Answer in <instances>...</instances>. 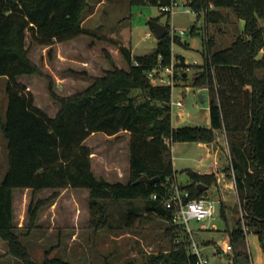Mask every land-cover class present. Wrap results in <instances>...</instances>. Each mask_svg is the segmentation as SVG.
Returning a JSON list of instances; mask_svg holds the SVG:
<instances>
[{
  "label": "trees",
  "instance_id": "16d2710c",
  "mask_svg": "<svg viewBox=\"0 0 264 264\" xmlns=\"http://www.w3.org/2000/svg\"><path fill=\"white\" fill-rule=\"evenodd\" d=\"M130 2L161 5L170 0ZM187 2L198 12L204 11L207 22L226 19V8L243 20L241 31L226 46H216L213 35L203 38L205 62L192 82L207 86L210 91V126H174L172 85L153 83L147 75L154 66L171 62L173 39L169 32L158 38L156 48L150 52L133 54L129 47L121 45L128 68L114 65L85 91L58 97L60 107L54 116L50 115L35 103L32 91L18 79L23 73L37 71V65L28 56L27 32L45 44L92 33L82 25L87 1L0 0V75L8 78L6 116L1 123L8 150L7 170L0 183V238L6 241L7 253L20 259L18 264H74L59 255H49V249L42 260H35L14 220L15 188L64 186L89 188L96 228L113 226L105 199L140 201L129 207L127 225L148 216L168 219L171 224L165 234L170 246L142 264H198L197 255L190 250V234L175 220L179 206L164 203V198L172 193L170 184L176 177L170 144L175 140L211 142L217 128L226 131L243 209L244 224L238 219L229 231L234 250L235 243L249 230L264 236V77L258 75L259 70H264V0ZM191 32H197L195 25ZM174 42L183 40L177 35ZM174 56L178 71L186 64L185 55ZM183 73L182 78L187 79L188 73ZM121 130L130 132L129 180L111 182L95 174L91 147L85 139L95 131L115 134ZM186 171L194 182L180 184L182 190L189 191L185 200L203 193L204 190L198 193V182L208 188L216 181L215 173H200L191 168ZM142 174L160 178L135 182ZM41 202L44 200L28 207L31 226ZM221 214L227 217L223 205ZM244 254L237 250L236 260Z\"/></svg>",
  "mask_w": 264,
  "mask_h": 264
},
{
  "label": "rangeland",
  "instance_id": "374dc122",
  "mask_svg": "<svg viewBox=\"0 0 264 264\" xmlns=\"http://www.w3.org/2000/svg\"><path fill=\"white\" fill-rule=\"evenodd\" d=\"M86 1L87 8L82 24L92 33L45 44L34 40L30 32H27L28 56L37 65V71L23 73L18 77L32 91L35 103L51 115L55 114L60 107L58 97L85 91L97 77L104 75L114 65L128 68L120 46L129 47L133 54L154 50L157 36L150 19H157L165 24L171 22L178 31L185 29V33L181 35L183 42L172 44L173 50L175 54L181 51L187 62L195 59L198 61L190 63L189 68L186 64L183 65L188 78L184 80L182 76L178 77L173 84L172 98L183 99L185 112L184 117L179 116L178 110L181 107L174 103L173 121L180 125L203 124L208 117L206 106L200 101V88L204 85L192 82L193 75L201 71L205 62L203 38L213 35L216 46L228 45L241 31L238 17L226 8L223 10L226 19L215 23L207 22L205 12L201 11L196 15L190 10L187 0H177L178 4L171 17L162 11L158 3L132 4L130 0ZM193 24L198 28L196 33L191 32ZM258 75L264 77V70H259ZM7 81V76L0 75V183L7 170L8 144L1 127L8 102ZM218 132L226 134L224 128H217L215 139ZM126 133L122 131L117 136H108L99 131L90 139L91 145L99 153L96 160L97 170L122 172L123 178H126L129 161ZM215 139V144L222 148L223 162L219 167H222L219 169L222 172L219 176L217 172H211L216 174V181L202 193L216 200L215 216L202 220L192 218L190 225L194 228L193 233L202 247V252L209 258V264H229L226 260L232 253L221 256L213 254V250L216 242L227 238L230 229L237 225L238 219L244 224L243 209L227 136L226 140L223 137V142ZM170 146L177 168V182H194L185 168H201L202 162L207 160L205 152L192 141L175 140ZM54 191L56 194H53ZM13 195L16 229L21 233L22 241L35 260H42L49 249V255H59L74 264H142L151 255L170 246L169 236L165 231L171 223L166 218L142 217L127 225L125 217L129 207L138 205L140 201L131 203L126 200L105 199L113 226L96 228L92 222L90 190L87 187L64 186L33 192L31 189L22 188L13 191ZM40 199L44 202L40 203L36 220L31 226L28 207L31 203L34 206ZM221 205L224 206L227 217L221 214ZM180 232L184 233L182 230ZM239 247H243L248 254L241 256V259H250L251 255L255 264H264V236L261 237L255 230H249L235 243V248ZM19 262V258L7 253L6 241L0 238V264Z\"/></svg>",
  "mask_w": 264,
  "mask_h": 264
},
{
  "label": "built area",
  "instance_id": "2783aa9c",
  "mask_svg": "<svg viewBox=\"0 0 264 264\" xmlns=\"http://www.w3.org/2000/svg\"><path fill=\"white\" fill-rule=\"evenodd\" d=\"M177 0H170L169 3L161 4V9L163 12H166L170 17L173 15ZM190 10L193 11L196 15L199 14L197 10H195L191 5H189ZM188 7V9H189ZM168 26V25H167ZM172 36V44H174V37L179 35L181 36L183 33H185V29H179L169 22L168 31ZM149 34V33H148ZM173 49V46H172ZM176 62L177 58L174 56V50H173V56L172 60L167 65H156L152 69L148 71V77H150L151 81L153 83H164V84H170L172 85L176 83V80L178 77L182 76L183 71L185 70L183 68V65H181L178 68V71L176 69ZM187 68H189L190 63H198L197 59H195L193 62H187L185 61ZM187 72V71H186ZM206 87L207 86H203ZM172 106L174 103H177L179 105L182 104V100H174L171 101ZM173 108V107H172ZM169 179L171 177H168ZM170 188L172 190V193L164 198V203L166 205H171L173 203L177 204L179 206V209L175 215V220L182 223L183 229L187 231L190 234V250L192 253L197 255V263L198 264H209V258L202 252V247L197 242L195 236H194V228L190 225V219L196 218L197 220L202 219H211L215 216V212L217 209V203L216 200L205 196L203 194L196 196L191 199L185 200V197L189 195V191L187 189L182 190L180 188V184L177 182L176 177L175 180H173L170 184ZM153 196H156L154 194ZM243 213V212H242ZM205 227V224L203 225ZM215 253H222L223 254H231V261L232 264H255L251 255L249 256L250 259H245L240 261L239 263L233 262V251L234 246L230 239V236L228 235L227 238L216 242L215 247Z\"/></svg>",
  "mask_w": 264,
  "mask_h": 264
},
{
  "label": "crops",
  "instance_id": "0c3cea01",
  "mask_svg": "<svg viewBox=\"0 0 264 264\" xmlns=\"http://www.w3.org/2000/svg\"><path fill=\"white\" fill-rule=\"evenodd\" d=\"M239 23H240V27L242 28V26H243V20H239ZM83 25V24H82ZM193 25H195V24H193ZM192 25V26H193ZM87 29H89V28H87ZM90 30V29H89ZM198 30V28H195V31H197ZM157 41H158V38H157ZM155 48H156V46H155ZM175 53V52H174ZM177 53H182L181 51H178ZM183 54V53H182ZM187 59L185 58V61H186ZM18 79H19V77H18ZM184 80H186V79H184ZM204 88L205 87H202V88H200V90H204ZM207 92V100H210L209 98V96H210V92H209V90L206 88L205 89ZM173 99V98H172ZM175 100V99H174ZM182 101H183V99H181ZM183 106H184V104H183V102H182V104L180 105V109L178 110V115L179 116H181V117H184L185 116V112H184V109H183ZM204 106H206L205 108H206V110H207V114H208V117L205 119V121H204V123L203 124H200V123H197V125H204V126H210L211 125V117H210V101H208L206 104L204 103ZM173 107V106H172ZM45 110V109H44ZM50 114V113H49ZM56 114V113H55ZM55 114H52V116H54ZM51 115V114H50ZM172 116H173V112H172ZM172 122H173V125L174 126H182V125H180V124H178V123H175L174 121H173V118H172ZM186 125V124H185ZM122 131H125V132H127L126 134H127V136H128V151H129V156H128V158H129V161H128V168H127V171H126V178H123V176H124V173H122V172H115V173H112V172H110L109 170H102V171H99V170H97L96 169V160L99 158L98 157V154L99 153H97L96 152V149L95 148H93L94 146H92L91 145V142H90V139L94 136V135H96V134H98V132L99 131H95V132H92L86 139H85V143L86 144H88L90 147H91V159H92V165H93V170H94V172H95V174L98 176V177H104L105 179H107L108 181H111V182H114V181H122V182H127L128 180H129V174H130V168H129V162H130V147H129V143H130V132L128 131V130H121V131H119V132H117V133H115V134H107V133H105L106 135H108V136H117V135H119V134H121V132ZM217 131V130H216ZM100 132H102V131H100ZM226 134L225 135H222V134H220V132H218L217 134H216V139L215 140H219V141H221V140H223V137H224V139L226 140ZM192 142H196L197 143V145L198 146H200L201 148H202V150L205 152V154H206V157H207V160L205 161L203 158V162H202V167L201 168H192V167H186L185 169H187V168H191V169H194V170H196V171H198V172H200V173H211V172H213V171H215V172H217V175L219 176V175H221V172L222 171H220L219 169H222V167L221 168H219L220 167V165H221V162H223V160H222V158H221V156H222V148H221V145H219V144H215L216 143V141H211V142H204V141H192ZM221 142H223V141H221ZM128 153V152H127ZM173 158V157H172ZM173 166H174V169H175V171L177 172V168L175 167V165H174V161H173ZM48 188H52V187H46V188H43V189H39V190H37V191H41V190H44V189H48ZM16 189H22L21 187H17V188H15L14 189V192H15V190ZM24 189H26V190H32V192L34 191L32 188H30V187H24ZM55 189V188H54ZM215 249L216 248H214V250H213V254H220V253H215ZM237 250H240V251H242L243 253H245L244 255H246V256H248V254H246L247 252H245V250H244V248L242 247V248H237V249H235L233 252V262L234 263H239L240 261H242V260H245V259H239V261L238 260H236V258H235V252L237 251ZM224 255V254H223ZM243 255V256H244ZM221 256H222V253H221ZM252 257V256H251ZM222 259H223V257H221ZM229 264H232V261H231V259L229 258V259H227L226 260Z\"/></svg>",
  "mask_w": 264,
  "mask_h": 264
},
{
  "label": "water",
  "instance_id": "95a60500",
  "mask_svg": "<svg viewBox=\"0 0 264 264\" xmlns=\"http://www.w3.org/2000/svg\"><path fill=\"white\" fill-rule=\"evenodd\" d=\"M150 24H151L152 29H153L155 35L157 36V38L163 37L168 31L167 24H165V23H163L157 19H150ZM183 75H187V72H184ZM205 89H206V87L204 88V90L200 91V96L202 97V100H200V101L206 104L208 101L211 100V96H209L210 100H207V93H206L207 91ZM159 178L160 177L158 175L153 176V177H149L147 174H142L139 178H137L135 180V182L144 181V180H149L150 182H154V181L158 180ZM197 187H198V193H200L203 190L207 189V184H205L203 182H198Z\"/></svg>",
  "mask_w": 264,
  "mask_h": 264
}]
</instances>
